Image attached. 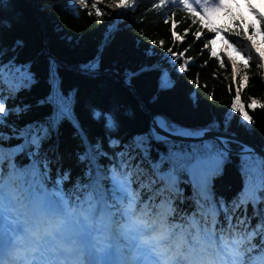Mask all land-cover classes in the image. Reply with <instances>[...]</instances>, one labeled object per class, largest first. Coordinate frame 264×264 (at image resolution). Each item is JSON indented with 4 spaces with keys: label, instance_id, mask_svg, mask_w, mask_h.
Listing matches in <instances>:
<instances>
[{
    "label": "snow or ice",
    "instance_id": "1",
    "mask_svg": "<svg viewBox=\"0 0 264 264\" xmlns=\"http://www.w3.org/2000/svg\"><path fill=\"white\" fill-rule=\"evenodd\" d=\"M5 2L12 4L0 0ZM142 3L107 0L105 7L121 12L138 10ZM244 4L258 24L235 14L213 24L212 14L226 12L229 0H154L148 11L158 19L148 26L166 25L173 45L191 36L201 54L221 70L227 66L230 109L242 117L247 134L264 118V95L241 99L252 66L264 80V0ZM80 5L91 17L87 0H78ZM90 7L100 23V4L93 0ZM11 29L12 20L0 10V264H264V160L257 169L254 150L229 132L230 121L223 128L218 121L187 127L153 112L141 130L137 125L147 108L142 86L155 81L150 103L156 105L175 84L158 65L145 63L118 66L111 79L103 78L115 28L106 32L95 55L76 67L93 86L87 95L79 84L65 81L54 56L47 57L46 77L38 57L21 60L25 43L19 38L7 43ZM159 46L164 48L162 40ZM192 47L167 48L178 73L200 67L187 55ZM256 110L260 117L250 114ZM37 112L39 118L26 119ZM65 129L75 141L69 154L80 168L75 175L60 151ZM233 156L240 157V189L227 200L215 184ZM109 179L113 202L105 195ZM185 184L190 191L181 190ZM178 208L183 224L172 223Z\"/></svg>",
    "mask_w": 264,
    "mask_h": 264
},
{
    "label": "trees",
    "instance_id": "2",
    "mask_svg": "<svg viewBox=\"0 0 264 264\" xmlns=\"http://www.w3.org/2000/svg\"><path fill=\"white\" fill-rule=\"evenodd\" d=\"M93 0H87L88 10L92 11L89 17L84 5L76 7L74 0H36L34 7L33 0H12L11 6L7 3H0V10L3 12L5 20H12V29L7 43L19 38L25 43V48L21 53V60L38 57L40 61L41 75H47V53L54 56L58 61L68 66L79 65L91 59L98 48L102 44L106 32L116 29L113 33V40L109 44L105 52L104 70L112 73L116 72L117 67L132 66L138 63L156 64L164 72L168 82L174 83L175 88L172 91L162 94L160 102L156 105L150 103V96L155 90V81H151L142 86L143 103L147 105L144 115L137 127L141 130L145 129L149 123L150 115L153 112L165 113L170 119L187 127H198L208 124L210 121H218L221 128L225 122L230 121L231 127L229 132L234 136L250 142L264 150V118H261L255 125L254 132L247 133L243 131L242 125L245 123L242 117L234 114L230 109L231 94L227 90L230 71L226 68L219 69L216 61L208 56L205 52L201 54L200 44L194 43L191 36L187 37L184 44L173 45L168 31V27L162 22H156L154 27H149L157 17L154 13L148 11L154 0H144L139 9L124 10L117 12L105 7L107 0H97L104 13L101 22L97 23L95 11L91 9ZM71 5L68 6V5ZM108 11H112L109 16ZM165 11H168L166 9ZM231 14L243 16L249 22L257 23L255 14H243L237 10L229 13L228 16H222L216 22V25L227 22ZM182 17V13H179ZM147 17L146 20L144 18ZM141 20L144 23L141 24ZM41 22L44 24L43 29ZM184 24H180L179 31H183ZM194 30V29H193ZM158 41L153 46L151 41ZM164 42V48L161 49L159 41ZM192 44L191 51L188 56L195 58V65L191 66L187 73L181 74L176 71L178 64L173 67L166 57L168 47H174L176 51H182L183 48ZM209 63L205 67L204 61ZM103 70V71H104ZM61 75L67 83H76L84 90L85 95L88 94L92 85L83 78H80L75 69L67 67L60 68ZM250 75L252 79L246 90H242V102H246L247 97L264 95V80L259 79V72L252 66ZM103 78L111 79L113 76L102 73ZM189 97L193 99L190 100ZM29 98H34L31 96ZM260 117L261 110L255 113ZM39 113L30 114L26 119H37ZM86 130L91 135H95L96 129L90 127L85 121ZM177 143L191 144L195 143L186 141H176ZM75 141L71 138V133L67 129L62 130L60 136V151L64 153V166H72L75 172H79L80 168L76 167L74 156L69 154L73 152ZM161 151H166L163 145L157 146ZM239 148V144L234 145ZM155 156V152L153 153ZM255 165L257 169L260 166L261 158L255 154ZM240 163L239 156H233L232 163L225 167L224 174L215 184L216 192L231 200L239 191L240 184L238 180V165ZM114 185L111 179L108 180L105 195L109 198L113 195ZM181 190L190 191L188 186L182 185ZM245 192L244 195H247ZM245 195V197H246ZM181 201L183 197L179 198ZM175 220H181L183 212L178 208ZM251 213V208H249ZM188 215H191L189 212Z\"/></svg>",
    "mask_w": 264,
    "mask_h": 264
},
{
    "label": "rangeland",
    "instance_id": "3",
    "mask_svg": "<svg viewBox=\"0 0 264 264\" xmlns=\"http://www.w3.org/2000/svg\"><path fill=\"white\" fill-rule=\"evenodd\" d=\"M78 2V0H77ZM253 3H255V0H253ZM258 8L260 7L259 5H256ZM233 8H239L245 12H249L251 11L250 8H248L245 4H244V0H235V3H232V0H229V8L227 9L226 12H228L229 10L233 9ZM226 12H217V13H214L212 14V17L211 19L213 20L216 16H219V15H223L224 13ZM222 45L220 44V42L218 41L217 42V49L219 50V48L221 47Z\"/></svg>",
    "mask_w": 264,
    "mask_h": 264
},
{
    "label": "water",
    "instance_id": "4",
    "mask_svg": "<svg viewBox=\"0 0 264 264\" xmlns=\"http://www.w3.org/2000/svg\"><path fill=\"white\" fill-rule=\"evenodd\" d=\"M33 3H34V7H35V4H36V0H33ZM41 25H42V27H43V29L45 30V27H44V24L41 22ZM46 55L47 56H52L49 52H48V50H46ZM57 60V59H56ZM58 61V60H57ZM58 63H60L59 61H58ZM103 73H107V74H110V75H112V76H114V74H115V72L114 73H112L111 71H109V70H106V71H104ZM150 118H151V116H150ZM161 135H163V136H166L167 135V133H161ZM172 139H176V138H172ZM239 139V138H238ZM183 141H194V140H183ZM239 142L240 143H242V144H246L248 147H251L256 153H258L260 156H262L263 157V159H264V151L262 150V149H260L259 147H257L256 145H254V144H252V143H250V142H247V141H245V140H242V139H239Z\"/></svg>",
    "mask_w": 264,
    "mask_h": 264
}]
</instances>
